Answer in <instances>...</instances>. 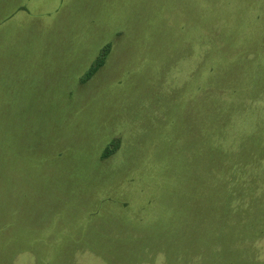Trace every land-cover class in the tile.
<instances>
[{"label": "rangeland", "instance_id": "374dc122", "mask_svg": "<svg viewBox=\"0 0 264 264\" xmlns=\"http://www.w3.org/2000/svg\"><path fill=\"white\" fill-rule=\"evenodd\" d=\"M0 264H264V0H0Z\"/></svg>", "mask_w": 264, "mask_h": 264}, {"label": "trees", "instance_id": "16d2710c", "mask_svg": "<svg viewBox=\"0 0 264 264\" xmlns=\"http://www.w3.org/2000/svg\"><path fill=\"white\" fill-rule=\"evenodd\" d=\"M105 47H106V49H105L103 55L101 57H99L92 64V66L90 67V69L87 71V74H86L87 77H91L92 75H94V73L97 72V70L103 65V63L105 61L106 54L109 51V46H105Z\"/></svg>", "mask_w": 264, "mask_h": 264}]
</instances>
